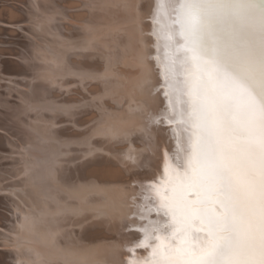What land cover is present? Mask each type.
Returning <instances> with one entry per match:
<instances>
[{
	"label": "bare ground",
	"instance_id": "obj_1",
	"mask_svg": "<svg viewBox=\"0 0 264 264\" xmlns=\"http://www.w3.org/2000/svg\"><path fill=\"white\" fill-rule=\"evenodd\" d=\"M171 1V13L175 14L173 34L184 47L182 56L189 75L185 80L191 82L190 91L194 93L188 94L194 104L191 106L182 101L177 112L174 106L169 108L176 97L167 94L165 60L162 61L163 50L168 44L151 24L152 20L155 22V18H151L157 10L149 14L155 3L160 5L159 0H39L35 15L46 19V40L56 47L47 44L53 46V84L58 81L57 84L61 82L64 86L61 89L59 85H50L53 93L46 89L50 92L48 98L51 103L50 97L53 100L54 95H62L60 91L66 89L65 96L62 95L64 99L62 96L57 99L59 106L64 103L68 111L63 109L66 111L63 114L62 106L58 109V104H53L55 96L53 105L50 104L53 110L45 114L51 121L46 130L47 137L43 134L46 139L41 138V143L37 140V145L40 143L35 175L38 189L33 191L36 198L26 203L33 212L21 217L26 244L25 264H182L184 259L183 264L188 261L187 264H264V0ZM9 2L12 5V1ZM21 6L17 5L19 12ZM30 6L22 10L28 12ZM159 7L164 10L165 5ZM151 29L155 32L152 35ZM12 61L14 63V59ZM19 62L14 64L17 66ZM39 82L42 86L35 83L45 87ZM64 83L68 87L65 88ZM182 96L179 94V99ZM167 106L171 119L166 118ZM188 108L195 109L196 130L191 132L170 126L177 113L182 117ZM27 121L25 123H29ZM1 135L4 137L5 134ZM7 139L1 140L8 143ZM6 143L2 142L1 146ZM194 143L202 162L200 168L209 169L220 180L216 185L220 206L215 205V211L206 212L217 213L213 214L214 218L210 214L211 225L215 227L210 234L214 238L215 233L221 235V242L216 238L220 244H212V249H207L201 236L197 237L195 248V243L186 237L189 228L190 233H196L192 231L194 225L187 227L194 220L192 223V219L188 220L187 217L192 218L190 207H186L189 214L184 209L185 202L181 203L182 195L184 198L186 194L178 192L173 196L176 194V199H181H177V203L181 202L176 207L191 215L182 216L190 222L189 225L184 222L188 229L179 228L178 221V225L164 223L166 218L173 216L176 207L170 205L169 199L170 203H167L172 209L166 208V204L163 208L162 200L166 202V199L162 197L161 200V193H158L159 183L167 176L172 179L170 166L176 162L178 154L183 165L190 169ZM173 190L172 187L170 191ZM205 197L203 203L202 198L198 200L202 207L208 200ZM191 199H187L188 204L193 201ZM6 200L10 199L5 197L1 204L6 206ZM194 203L192 206L196 205ZM8 206L3 208L10 209ZM200 208L199 213L203 211H199ZM167 209L171 214L166 212ZM13 210L9 211L12 213ZM18 214L15 215L17 218ZM7 216L11 224L13 219L15 222L20 219L14 218L13 213L11 221L8 219L11 216ZM0 218L2 221L3 216ZM5 224H1L3 228ZM9 224H6L8 230ZM204 224L207 227L208 223ZM209 226L210 223L208 230ZM178 228L185 229V233H181L183 237L177 234L182 231ZM194 234L188 237L193 240ZM203 237L205 239V235ZM182 238L193 243L191 253V244L182 242L186 244V247L183 245L186 252L189 251L186 254L189 260L184 252L185 258L178 252ZM208 242L212 243L211 240ZM162 245L168 250L165 247L166 251L159 249ZM206 250L209 253L205 254ZM2 259L0 263H4L5 259Z\"/></svg>",
	"mask_w": 264,
	"mask_h": 264
},
{
	"label": "rangeland",
	"instance_id": "obj_2",
	"mask_svg": "<svg viewBox=\"0 0 264 264\" xmlns=\"http://www.w3.org/2000/svg\"><path fill=\"white\" fill-rule=\"evenodd\" d=\"M9 1H12V5L9 4V3H11ZM16 1L19 2V0H0V5L3 4L2 7L0 6V13L2 14V15H0V133L3 134V135L5 134L4 135L5 141H6V137L8 138L7 139L8 143H6L4 140L3 141L1 140L2 138L4 139V137L0 134V137H1L0 146L2 145V142H3V144L6 143L5 145H7V144L9 145L10 144L8 146L10 151H9L8 147L5 146V145H3V146H5L6 149L3 146H1V147H3V149L0 147V199H2L3 197H4L3 198L4 200H5V197L10 199V200H6V202H8L7 204L10 206V207L8 206L10 209H4L3 207L7 206V204L5 206L4 203H3L4 204L3 207L0 206V209L2 208V210L4 209L5 211H7V212H3L4 210L3 211L0 210V214H2L0 216H3V218H2L3 219L2 220L3 223H0V226H1L0 230L3 232V233H1V231H0V257H1V259L4 258L8 262L10 260V262L12 264H25L26 263V261H25L26 259L23 258V257H25V255H26V244L24 243L25 240H24V230H23V220L22 219L25 216V213H27V212L29 213L32 210V208L27 206L26 203L30 199L32 200V199L36 198L35 195L33 194V191L38 189V185H37L35 179H36V176H37V168H38V163H39V157H38L39 153H40V151H39L40 146L39 145L41 143V138H42V140H43V138L46 139L44 137L45 135L47 137L46 130H47L48 127L51 126V124H50L51 121H50L49 118L45 117V114L47 112H50V111L53 110V109H51L50 104H51V106L54 103L58 104V105H56V107L58 106L57 107L58 109L62 108V110H60L62 112L67 108V106H65V104L62 103V102H61L62 104L59 106V104H60L59 100L61 99L62 95L65 96L66 93H64V92H66V89H65L64 92H62L63 90L60 91L62 93V95L61 94H58L57 96L56 95H54V96L52 95L54 97V99H55V96H56V99H57L58 96H60L59 100L57 99L59 101V103H57L56 99L54 101V99L52 100L51 97H50V100L52 102L54 101L53 104H52V102L50 103L49 98H48V95L50 94L49 91H51V94L53 93L52 86L55 87V85L56 86L59 85L60 88L61 87L64 88V86L62 85L63 83H61L60 81H59L60 82L59 84H57L58 81H57V83L55 81V85L53 84L54 83L53 79L55 80V78L52 77V76H54V73L51 71L52 68H53V60H52V57H51V54H52L51 52H53L52 50H53L54 44H53V42L51 44V43H49L50 41L48 42L46 40V36H45L46 29H45V26H44V22H45L46 19L37 17V15H35V13L38 12V2H39V0H34V1L33 0L29 1L28 0V2L26 0V3H25V1L23 2V0H20V2L18 4L16 3ZM169 1L170 2H168V0H163V1L159 0V4H160L159 6H162V8H164L163 6L165 5L164 10L161 9V7H159L157 3H155L154 4L155 5L154 9H152L150 11L151 13L149 12V14H152L154 11L157 10V12H154V14H153L154 17L153 18L150 17L151 20L155 18L154 19L155 22H153V20H152L151 24L153 25L152 27L157 28V32H159L158 35L160 37H163L165 39L166 43L168 44V48H166V49L164 48L165 50H163V54H165V57L162 54L163 57H164V58L162 57L163 58L162 61L165 60L163 62V64H164V68H165L166 74H167L166 78H167L168 86L166 87V91L168 93L167 92L166 93L167 94H175L176 98L172 102L173 105L171 104L170 107L167 106V109H166L167 110V112H166L167 113L166 114V118L167 119L172 117L171 112L168 111V109L172 108V106H174V108L176 109L174 111L177 112V110H179V106L182 103V101H184L185 103H187V104H189L191 106L194 104L193 99L191 100V98L188 96V94H194V93L190 91L191 82L190 81L186 82V80H185L186 78L189 77V75H188V69L186 68V65H185L186 62L183 60L184 57L182 56V54H183L182 49L184 47L180 46L178 44L177 38H175V36L173 34V28H172L173 21H172V19H173V17H175V14L171 13L173 11L171 9L172 7H170V6H172V1L171 0H169ZM31 2H32L34 8L32 7V4H29ZM21 3H22V6H21ZM24 3L28 4V5H25ZM167 4L168 5L170 4V5L167 6ZM17 5L19 7L21 6L20 12H19V9H18ZM29 5H31V6L28 7V12H29V14H28V12H26L27 11L26 10L27 9L26 6H29ZM4 6H5V8H4ZM13 6H15L16 9ZM24 7H26V9L22 10V8H24ZM156 7H158V9H155ZM31 8H32V10H31ZM33 9H34V14H33ZM10 10H11L12 13L10 12ZM165 10H168V11L165 13L164 12ZM22 11L23 12L25 11V14ZM13 12H15L16 15L13 14ZM161 12H163V13H161ZM3 14H5V16ZM22 14H24V15H22ZM26 14H28L29 16H25ZM36 14H38V13H36ZM8 16H9L10 20L8 19ZM21 16L22 17L24 16L23 18H25V19H22ZM157 16H158V18H157ZM162 17H164V18H162ZM12 19H14V20H12ZM16 19H18V20L21 19L22 21L19 20L17 22ZM156 19H158V21ZM159 21H160V23H159ZM161 22H163V23H161ZM160 28H162V29H160ZM161 30H162V32H161ZM150 32H151V35H152V33L153 34L155 33V32H153V29H151ZM161 35H163V36H161ZM165 35H166V37H165ZM153 37H154V35H153ZM47 44H50V45H53V46L48 47ZM51 47H52V49H51ZM54 48H56V47L54 46ZM45 50H47V51L45 52ZM54 50H56V49H54ZM13 59H14V63L15 64H17L19 61L21 62V63L19 62L20 64H22L21 66H20V64H18L21 68L18 65H17L18 66L17 67L13 63V61H12ZM15 61H18V62L16 63ZM24 67H26V68H24ZM49 77H50L51 80L49 79ZM47 79H49V80H47ZM38 80L43 82L42 84H44L43 86H45V87H41L42 85H41V83ZM46 80H47L48 86L45 85ZM35 82L39 83L41 86L39 84H36ZM33 85L34 86L38 85V86H37L36 89H34L35 87ZM50 85H52V86H50ZM64 85H65V88L68 87L67 84L64 83ZM39 87H40V89H39ZM47 87H49V88H47ZM50 88H52V89H50ZM56 88H58L59 90L62 89V88L60 89L59 87H56ZM38 89L41 90V91L43 89L42 93L46 89H48V90L50 89V90L49 91L48 90L45 91V92H47V95H46L45 92L42 94L41 91H39ZM32 90H34V91L32 92ZM37 92L40 95H38ZM179 94H183L181 99H179ZM36 95H37V97H36ZM38 96H40L39 99H38ZM43 97L46 98V99L44 98L45 101L47 100L46 102L42 100ZM36 98H37V100H35ZM63 99H64V97H63ZM47 102H49V103H47ZM75 105L79 106L78 103H76ZM66 110L68 111V109H66ZM65 112L66 111H64L63 114H66ZM31 114L33 115V117L31 116ZM27 115H30L31 117L30 116L29 117L31 119ZM73 115H74V112H73ZM195 116H196L195 109L188 108V111L186 112V114L182 115V117L177 113L176 120H174L172 118L173 122H172V124L170 126L176 127L178 129H185L187 131L190 130L191 132H194L196 130L195 129V125H194L195 124L194 118H196ZM22 117L24 119V122H23V119H21ZM26 117H28L29 123H25V120L27 121ZM40 119L42 120V122L44 120L46 122H43V123L39 122ZM21 121L24 124L23 123L20 124ZM189 121H191V122L189 123ZM190 124H192V125H190ZM13 125H15V127H12ZM41 133H42V135H41ZM43 134H45V135H43ZM6 135H8V136H6ZM17 137H18V139H17ZM37 140H38V142L40 141L39 145H37L38 144ZM32 142H33V144H32ZM88 145H89V142H88ZM13 146H14V148H13ZM63 146H64V144H63ZM197 150H198V148H196L195 143H194V145L192 147V159L193 160H191L190 169L183 165L182 161L179 159L180 155L178 154V159H176V162H172V164L170 166V168H171L170 172L172 173V171H173V174L171 176L169 175L170 178L173 179V180L172 179H170V180L174 184L177 181L176 185L172 184L170 182V180L168 179V176H167L166 177L167 179L165 178V179L162 180L161 183H159V184L162 185V187H161V185L159 186L160 188H158V193H161V200L163 199L162 197H164V199H166V202L164 200H162V203H164L163 204V208H165L164 207L165 204H166L165 206H167L166 208L169 207V204H168V203H170L169 199L172 202L170 205L173 204L172 206H174V207H176L178 205L180 206L179 203L181 201L179 203H177V202L179 200H181V199H182L181 203H183V201H184L185 203L188 204L189 203L188 200L193 198V199H191V201L193 200L192 202L194 203V201L197 200L194 203V204L197 205V203L200 202L198 200H201V198H202L201 202L203 203L204 202L203 200L206 198L205 196H207L209 201L211 199V201H210L211 203L208 202V200L205 201L204 207L201 206V204H202L201 202H200L201 204L198 203L199 206L198 205L197 206L199 208L201 207L199 211H201L203 209L202 212L204 214L202 212H200L201 213L200 214L198 212L199 208H196L197 207L196 205L192 206V202H190L191 204H188V205L187 204L184 205L185 204L184 203L183 206H185V208H184L185 211L188 212L186 207L187 206H188V208L190 207L189 208V212L191 213L192 218L187 217V216L191 217V215H188L189 212L186 214L185 211L183 210V208H181V207L180 208L176 207L175 209L177 211L173 207L174 212L177 213V214L176 213L174 214V212L172 211L173 212V216L176 215L175 218H173L176 221L172 220V218H171V217H173L172 215H170L168 218H166V215H165V214H167L166 212H168V214H171V212H170L171 210L168 211V209H167L166 212H164L165 214L163 213L165 215V216L163 215L164 217L162 215L161 216L159 215V216L163 217V218H166V222H164L165 219L163 221L166 224L167 223L169 224L171 222L176 223L178 221L179 224H181V225H178L176 223L179 226V228L181 226H182V228L187 226V224H184V222L185 223L188 222V225H189L190 224L189 221L192 219V221H191V223H192L193 220H194L193 224H190V226H187V227H192L194 225L193 228H192L193 229L192 231H196V233L194 232L196 234V236H194L195 234L193 232H191V233L194 234L193 237H195V239L193 238V240H192V237H188V235L189 236H192V235L190 233L191 229L189 228L190 229L189 230L187 227L186 228L188 230H186V234H188V233L189 234L186 237L188 239L190 238V240H191L190 242H194L195 243L194 246H193L195 248V246L198 244V241H196L197 237L201 236L203 238V240H204V243L206 244L207 249H210V248L212 249V248H214L213 247L214 245L216 246V245L220 244L221 239H219V238H221V235L218 234V233H215V237L218 238L220 240V242H219V240L216 241L217 239L214 238V235H211V234H213V233H211V230H213L215 228V227H212L213 224L211 225L212 220H213L212 218L215 217L213 214H217V213L216 212L215 213L211 212L212 213L211 214L210 212L209 213H206V212L213 211L214 208H215V205L220 206L217 203V200H218V198H217L218 195L217 194H218V192H217V189H216V185H219L220 180L217 179L212 174V172L209 169L208 170L201 169L202 168V165H201L202 162L200 161V156L198 155V151ZM31 151H33V152H31ZM34 154H36V155H34ZM23 158L28 159V160L27 161L25 159L23 160ZM29 159H31V160H29ZM177 160H178V162L180 161L179 162L180 165L178 164ZM15 161H17V162H15ZM25 161H26V163H25ZM30 162H32V164ZM10 165H12V166H10ZM176 165L177 166L179 165L181 169L179 168V166L177 168ZM192 166L194 167V169H193ZM10 167H11V170H10ZM172 167H173V169H172ZM176 169H178L176 171L177 173L175 172ZM201 170H203V171H201ZM186 171L187 172L189 171V172L187 173ZM209 171H210V173H209ZM170 172H169V174H171ZM174 173H176L177 175L176 174L174 175ZM202 176H204V177H202ZM201 177H202V180H201ZM167 180H168V182H167ZM186 180L187 181L189 180L188 181L189 183ZM19 181H20V183H18ZM164 181H166L167 184H165ZM199 181H201L202 183H200ZM180 182H181V184H179ZM168 183H171V184H168ZM182 183H184V184H182ZM186 183H188V184H186ZM203 185H205V186H203ZM176 186H177V189H176ZM146 187H152V186H148L147 185ZM172 187H173V189H175V191L173 190L174 192L170 191V189L172 190ZM181 188H182V190H181ZM190 188H192V189H190ZM184 189H186V190H184ZM205 189H206L207 193L204 191ZM162 190H164V191H162ZM195 191H196V193H195ZM178 192L182 193V194L183 193L186 194L185 195L186 197L183 198V195L180 194L179 196L181 197V195H182V197H181V199H179V197L177 196L178 197L177 199H179V200H177L176 197H175L176 194H175V196H173V195H174V193H178ZM190 192H193L194 196H193V193H190ZM163 193H166V194H163ZM188 193H189V195L190 194H192V195H190L188 197V195H187ZM199 193H202V194H200V196L205 194V193L206 194H205V196L203 195V197H200L198 195V198H200V199H198L197 198V194H199ZM164 195H166V196L168 195L169 197H166ZM170 196H172V197H170ZM194 197H196V198H194ZM3 199L0 200V201L5 202ZM2 202H0V205H3V204H1ZM10 202L12 204L13 203L14 204L16 203V204L15 205L13 204L14 205L13 206ZM174 202H175V204H174ZM207 203H209V204H207ZM205 204L206 205H210L211 204L213 206H209V208H206L207 206H205ZM11 206H12V208H11ZM172 206L169 207V208L172 209ZM181 206H182V204H181ZM19 207H23V208L20 209ZM194 207H195V209H194ZM210 207H212L213 209L210 210L211 209ZM13 208H14V210L16 212L13 210ZM11 209L13 210L12 213H13L14 218H16V219L20 218L16 222H15V219H13L12 213L10 212ZM181 209L183 211H181ZM178 211H179V213L182 212L183 214L180 213L181 216H179ZM2 212L4 213V215H6V213H7V215H8V213L9 214L11 213V215H9L11 217H9L7 215L6 216L9 217L8 218L9 220L11 218L14 220V221L12 220L13 221L12 224H11V222H9L7 220L6 216L4 217ZM31 212H33V210ZM17 214L19 215L18 218L15 216ZM23 214H24V216H22ZM207 214L209 215V218H207L208 217ZM210 214L212 215L211 216L212 218L210 217ZM177 215H178V217H181V218H178ZM183 215H184V217L186 216L189 221L186 220L187 218L184 219V217H182ZM202 215H206V216H203V218L205 217V219L202 218ZM21 217H22V219H21ZM157 217H158V215H157ZM4 218H5V220H4ZM169 218H171V219H169ZM182 218H183V220H181ZM167 219L172 220V221L169 222V220H167ZM179 219L181 220V222L179 221ZM210 219H212V220H210ZM0 221H1V218H0ZM182 221H183V223H182ZM204 222L208 223L207 227H206V224H204ZM5 223L6 224L10 223L9 225H7L8 227H10L9 230L6 227ZM174 223H172V226L170 224V226L173 227V228H174ZM209 223H210V226H209V230H208L207 228H208ZM1 224H3V225L5 224V226H4L5 228H3V226ZM21 224H22V226H21ZM195 225H196V227H195ZM15 226H16V228H15ZM4 229L5 230L7 229V231H5ZM178 229H176L175 231H177ZM206 229L208 230V232H206ZM10 230H11V232H10ZM181 230L183 231L185 229H181ZM182 231L181 232L178 231L179 233H177V234L178 235H182V236H179V237H183V234H181V233H185V232L184 231L182 232ZM8 232L9 233H13V234L10 235ZM5 233H8V234L5 235ZM14 233H15L16 236H14ZM186 234H184V235H186ZM1 235H4V237L3 236L1 237ZM204 235H205V239L203 237ZM208 235H209L210 238H208ZM5 236H7V237L5 238ZM186 237L184 236V238H186ZM211 238H214V239H211ZM179 239H181V238H179ZM208 240L209 241L211 240L212 243L208 242ZM184 241H185V243L189 242V240L183 239V241L180 240L181 243H179V244L180 245L182 244V246H183L185 243L183 244L182 242H184ZM213 242H215L216 244L213 243ZM189 243L187 245L189 247V245L191 244L190 245V249L191 250L189 248L187 250H190V252L194 251V249H192L193 243H190V244ZM210 244H211V246H210ZM212 244H214V245H212ZM180 245L178 246V248H179L178 252H180L181 254H182V252H184V255L188 254L189 251L186 252V249H184V246L186 247V244L183 246V248ZM163 247L167 248L166 246L162 245V247L159 248V249H162ZM178 248H177V250H178ZM10 249H13V251L10 250ZM163 250H164V248H163ZM167 250H168V248H167ZM183 250H185V251H183ZM14 251H16V253H14ZM159 251L161 252L162 250H159ZM159 251H157V252L155 251V252L156 253H160ZM164 251H166V250H164ZM2 252L6 254V255L3 254L4 257L1 254ZM28 252H30V251H28ZM10 253H12V255ZM161 253H165V252H161ZM207 253H209V250L207 252H205V254H207ZM181 254L179 255V257H181ZM20 255H21V257H20ZM184 255H183V258H185L187 256V255L186 256H184ZM7 256L10 257L11 259L8 258ZM189 259H190L189 256H187V260H189ZM5 260H4L5 264H10V262L8 263ZM167 260L171 261L173 259H170V258L168 259L167 258ZM2 261H3V259H2ZM15 261H17V262H15ZM185 261H186V259L183 260V263ZM2 263H0V264H2ZM187 263H189V261Z\"/></svg>",
	"mask_w": 264,
	"mask_h": 264
}]
</instances>
